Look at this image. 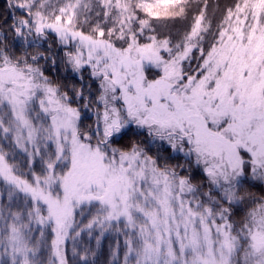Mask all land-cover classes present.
<instances>
[{
	"label": "snow or ice",
	"instance_id": "6c2138e0",
	"mask_svg": "<svg viewBox=\"0 0 264 264\" xmlns=\"http://www.w3.org/2000/svg\"><path fill=\"white\" fill-rule=\"evenodd\" d=\"M5 6L0 264H264V0Z\"/></svg>",
	"mask_w": 264,
	"mask_h": 264
},
{
	"label": "trees",
	"instance_id": "16d2710c",
	"mask_svg": "<svg viewBox=\"0 0 264 264\" xmlns=\"http://www.w3.org/2000/svg\"><path fill=\"white\" fill-rule=\"evenodd\" d=\"M11 11L12 10H10V9H6L5 0H0V22H2L4 19H8V21L10 22L11 21ZM9 39L11 40V36H9ZM52 75L54 77L59 75L60 78H64V76L66 74L63 73L62 71L61 72L53 71ZM152 150H153V152H155L156 148L153 147ZM161 151L164 155H167L168 151H170V149L167 151H165L164 149H161ZM172 155L176 156L177 154L172 153ZM181 156H182V154H181ZM173 162H175V161H173ZM82 239H83V242L85 244L89 243L86 235H84ZM114 240H115V234H109L103 239L101 247L98 250V256L96 258L97 264H107V261L109 259V245H110V243H113ZM91 246L93 248H95V241L94 240L91 241ZM70 255H71V252H70V245H69V256Z\"/></svg>",
	"mask_w": 264,
	"mask_h": 264
}]
</instances>
